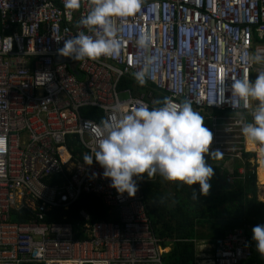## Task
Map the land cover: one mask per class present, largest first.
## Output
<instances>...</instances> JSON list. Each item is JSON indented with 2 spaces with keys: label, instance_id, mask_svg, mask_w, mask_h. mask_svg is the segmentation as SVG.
Returning a JSON list of instances; mask_svg holds the SVG:
<instances>
[{
  "label": "built area",
  "instance_id": "built-area-1",
  "mask_svg": "<svg viewBox=\"0 0 264 264\" xmlns=\"http://www.w3.org/2000/svg\"><path fill=\"white\" fill-rule=\"evenodd\" d=\"M88 11V0L70 16L63 0H0V264H163L167 249L153 233L141 191L158 174L134 176L135 196L119 195L94 158L91 165L81 161L98 140L82 108L100 112L95 124L115 125L141 104L151 110L165 97L189 100L213 133L210 152H220L205 159L230 170L227 184L250 177L259 184L264 155L255 144L248 150L241 132L256 105L239 100L233 109L230 88L246 75L254 82V73L264 70V62L248 60L264 51L258 32L264 0H143L127 19L132 38L122 41L120 55L77 61L76 76L66 62L56 63L68 59L58 49L80 31L94 35L77 26ZM141 32L151 36L147 49L135 42ZM146 57L157 59L140 86L134 74ZM37 73H48L50 81L44 84ZM120 81L127 85L119 89ZM121 94L128 98L120 100ZM70 136L81 149L79 160L67 150ZM85 194L100 198L118 221L85 224L77 239L68 223L47 220ZM13 213L28 219L12 221ZM252 251L258 253L236 229L214 241L211 264H241Z\"/></svg>",
  "mask_w": 264,
  "mask_h": 264
},
{
  "label": "clouds",
  "instance_id": "clouds-1",
  "mask_svg": "<svg viewBox=\"0 0 264 264\" xmlns=\"http://www.w3.org/2000/svg\"><path fill=\"white\" fill-rule=\"evenodd\" d=\"M69 16L72 11L81 8V0H63ZM143 0H88L89 11L78 22L94 35L80 31L76 36L64 39V46L58 49V55L76 61L97 60L101 57H118L122 41L132 38V27L127 23L129 17L140 11ZM120 21L117 26L115 20ZM258 32L264 38V30ZM59 41V40H57ZM141 49L151 45V36L141 32L136 39ZM156 57H146L143 66L134 74L140 86L146 83L148 67L156 62ZM252 63L264 62V51L250 55ZM37 78L46 77L44 84L50 81L48 73H37ZM231 105L238 107L239 100L257 102L250 112L252 122L243 123L241 132L247 142L259 148L264 155V70L257 73L254 82L246 75L235 79L231 84ZM157 107L151 110L147 104H141L128 113L122 114L115 125L102 119L97 125L87 121L91 131L98 136L92 155H85L87 165L95 161L104 169L103 177L111 179L110 187L119 195L127 193L134 197L138 187L133 177L147 174L151 178L160 174L169 182H180L191 187L200 185V195L207 196L211 188L209 181L214 169L205 159L220 155L219 151L210 152L213 133L204 126V116L194 110L191 101L174 102L165 97L155 102ZM114 110L119 111V106ZM193 199H198L195 190ZM255 249L264 257V225L252 229Z\"/></svg>",
  "mask_w": 264,
  "mask_h": 264
},
{
  "label": "trees",
  "instance_id": "trees-1",
  "mask_svg": "<svg viewBox=\"0 0 264 264\" xmlns=\"http://www.w3.org/2000/svg\"><path fill=\"white\" fill-rule=\"evenodd\" d=\"M126 85L127 82L120 81L118 87L121 89ZM80 115L100 121V112L92 108H82ZM66 147L72 157L80 159L81 149L75 137H69ZM206 161L209 164L207 159ZM211 166L214 176L209 181L211 188L207 196L200 195L198 183L189 187L180 182H172L171 194L163 187L166 183L160 182V174L157 176L158 181H145L142 185L141 191L145 197L153 233L162 241L163 249H168L162 255L163 264H195L198 244L211 245L236 229L243 231L251 246L255 247L252 229L257 225H264V202L257 200L255 178H235L231 184H227L225 179L229 174L228 169L222 163ZM232 172L236 177L234 168ZM140 178L152 179L147 174ZM192 190H195L198 199H193ZM80 212L87 218L84 219ZM11 219L24 222L28 216L13 213ZM47 220L68 223L77 239H83L81 229L85 224L118 221L100 198L86 194L81 195L66 209L55 210ZM241 264H264V257L252 251L251 257Z\"/></svg>",
  "mask_w": 264,
  "mask_h": 264
},
{
  "label": "rangeland",
  "instance_id": "rangeland-1",
  "mask_svg": "<svg viewBox=\"0 0 264 264\" xmlns=\"http://www.w3.org/2000/svg\"><path fill=\"white\" fill-rule=\"evenodd\" d=\"M260 69H263V67H260ZM257 73L258 72H255L254 73V80L257 78ZM128 98V96L126 95V94H121V95H119V99L120 100H124V99H127ZM211 165V164H210ZM158 176V175H157ZM164 178L161 176V178H160V182H165L166 184H164V188L167 190V191H169V193H171L172 194V188H171V184H172V182H169V181H165V179L163 180ZM157 181H158V178H157ZM256 187H257V200L258 201H264V188H262V186L261 185H259V184H257L256 183ZM201 245V244H200ZM197 247H199V246H197ZM196 247V248H197ZM209 247H211V246H209ZM210 249L211 248H203V250L202 251H210ZM166 251V250H165Z\"/></svg>",
  "mask_w": 264,
  "mask_h": 264
},
{
  "label": "crops",
  "instance_id": "crops-1",
  "mask_svg": "<svg viewBox=\"0 0 264 264\" xmlns=\"http://www.w3.org/2000/svg\"><path fill=\"white\" fill-rule=\"evenodd\" d=\"M209 164H211V162H209ZM260 202H264V201H260ZM198 246L199 247H197L195 250V264H211L212 244L211 245H209V244H201V245L198 244ZM209 246H211V247H209ZM203 248H211V249H210V251H202Z\"/></svg>",
  "mask_w": 264,
  "mask_h": 264
},
{
  "label": "water",
  "instance_id": "water-1",
  "mask_svg": "<svg viewBox=\"0 0 264 264\" xmlns=\"http://www.w3.org/2000/svg\"><path fill=\"white\" fill-rule=\"evenodd\" d=\"M61 62H66L68 64V66L70 67V70L73 72V74L76 75V76H79L78 75V72L74 68L75 65H76V63H77L76 60H74L72 58H68V59H66V58H60V59H57L56 60V63H61ZM256 103H258V101L257 102H254L255 105H256Z\"/></svg>",
  "mask_w": 264,
  "mask_h": 264
},
{
  "label": "bare ground",
  "instance_id": "bare-ground-1",
  "mask_svg": "<svg viewBox=\"0 0 264 264\" xmlns=\"http://www.w3.org/2000/svg\"><path fill=\"white\" fill-rule=\"evenodd\" d=\"M247 149L252 150L253 145L250 142H247ZM258 182L264 188V164H261L258 170Z\"/></svg>",
  "mask_w": 264,
  "mask_h": 264
}]
</instances>
